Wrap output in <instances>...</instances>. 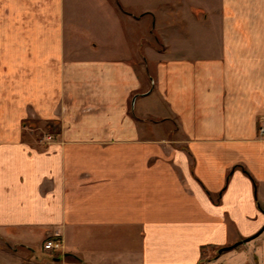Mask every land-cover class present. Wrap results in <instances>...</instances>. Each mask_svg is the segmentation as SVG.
<instances>
[{
    "label": "crops",
    "instance_id": "0c3cea01",
    "mask_svg": "<svg viewBox=\"0 0 264 264\" xmlns=\"http://www.w3.org/2000/svg\"><path fill=\"white\" fill-rule=\"evenodd\" d=\"M0 230L26 264L50 237L40 264H218L264 232V0H0Z\"/></svg>",
    "mask_w": 264,
    "mask_h": 264
},
{
    "label": "rangeland",
    "instance_id": "374dc122",
    "mask_svg": "<svg viewBox=\"0 0 264 264\" xmlns=\"http://www.w3.org/2000/svg\"><path fill=\"white\" fill-rule=\"evenodd\" d=\"M193 11H195V14L201 12L199 7H194ZM154 46L158 48L159 44H155ZM24 123L29 128H32V130L25 131L22 135V139L35 146L38 144H45L47 140L46 137L50 139L47 135L52 134V132H55L59 127L52 121H41L37 119L26 120ZM169 126L173 128L176 124L172 123ZM262 128L261 126L259 131H261ZM2 233L5 234L0 230V264H26V262L30 261L32 256L31 252L19 243L8 242ZM43 243L44 241L41 243V252L37 249V256L33 258L36 264L48 262L51 256L55 254L54 252H60L62 250L50 253L43 249ZM228 246H231V244L214 246L213 248H201V261L215 260L216 257L223 256L218 264H264V232H261L259 235L243 244L228 249H222Z\"/></svg>",
    "mask_w": 264,
    "mask_h": 264
},
{
    "label": "built area",
    "instance_id": "2783aa9c",
    "mask_svg": "<svg viewBox=\"0 0 264 264\" xmlns=\"http://www.w3.org/2000/svg\"><path fill=\"white\" fill-rule=\"evenodd\" d=\"M263 131V128L261 129ZM51 138V136H49ZM63 247L62 240L56 237H50L46 239L43 243V249L48 252H54L57 250H61Z\"/></svg>",
    "mask_w": 264,
    "mask_h": 264
},
{
    "label": "water",
    "instance_id": "95a60500",
    "mask_svg": "<svg viewBox=\"0 0 264 264\" xmlns=\"http://www.w3.org/2000/svg\"><path fill=\"white\" fill-rule=\"evenodd\" d=\"M262 230H263V229H262ZM262 230H260L259 232H257L255 235L246 238L244 241H248V240H250V239L256 237L257 235H259V234L262 232ZM242 241H243V240H242ZM242 241L236 242L235 244H233V245H231V246H228V247H225V248H222V249H228V248L234 247V246H236V245L242 243ZM222 249H221V250H222Z\"/></svg>",
    "mask_w": 264,
    "mask_h": 264
}]
</instances>
